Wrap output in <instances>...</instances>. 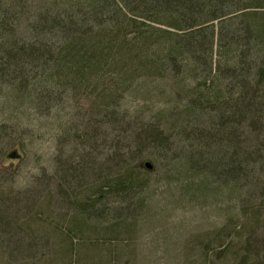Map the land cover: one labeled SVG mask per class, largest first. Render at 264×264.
I'll return each mask as SVG.
<instances>
[{"label":"rangeland","instance_id":"374dc122","mask_svg":"<svg viewBox=\"0 0 264 264\" xmlns=\"http://www.w3.org/2000/svg\"><path fill=\"white\" fill-rule=\"evenodd\" d=\"M16 1L14 14L18 12L27 19L32 15L56 16L61 6L70 7L83 0ZM103 3L113 6L101 16L103 23L92 22L87 30L118 31L129 40L138 34L151 33L143 25L141 10L135 13L122 0ZM57 7L59 11L55 10ZM258 13L264 17V9ZM18 24L13 30L23 46L30 36L28 22ZM215 43L213 64L216 69L218 39ZM51 44L56 48L66 45L63 41ZM258 59L259 55L253 52L250 61L263 62ZM114 69L106 68L102 73L104 78L99 80L102 86L98 82L100 86L89 88L87 92L77 93L65 85L54 88L52 97L33 92L31 87L19 100L8 95V89L0 93V126H5L7 135L6 140L0 138V197H9L8 201L21 204L23 211L15 220L24 232L20 234L22 242L13 239L11 233H0V264H253L242 242L259 240L252 244V249L264 254V234L260 226L264 221L255 227L246 216L252 209L260 210L258 216L264 218V194L256 189L258 180L264 181V164L256 166L252 161H245L256 146L255 134L235 126L223 128L220 133L226 139L243 135L241 140L245 143L239 146L241 154L231 155L238 150V146L232 144L225 155L228 161L243 160L246 172L241 182L248 180L253 192L243 187L241 196L231 194L219 190L215 181L211 182L216 194L192 192L188 188L192 182L188 173L193 167H188L186 160L204 150L194 142L196 139L191 141L189 149L187 140L174 137V133L183 131L185 138L192 133L191 138L197 137L195 132L201 129L211 146V141L219 140L214 135L219 120L209 114L205 119H194L188 124L189 117L184 115L186 104L177 99V94L175 97L172 89L177 82H183L187 95L198 82L188 73L176 79L166 76L165 79L122 80ZM62 84L65 83L59 85ZM239 103L234 104L233 110ZM160 134L168 139L167 149L162 153L169 159L167 164L160 160L154 143ZM74 135H77V149L79 147L77 171L99 169L97 174L86 175L77 186L78 209L89 198L82 197L81 193L86 191L90 195L101 184L108 180L114 182L116 176L128 170L148 183L136 198L128 197L125 204L117 197H110L107 213L101 219L94 221L84 217L80 237L75 234L80 213L69 205L76 200L60 204L52 181L53 171L59 167L57 157L61 152L68 155L66 151L71 150ZM7 149L11 151L4 156ZM210 151L211 148L206 154ZM147 162L153 166L151 169L145 167ZM204 179L209 180L202 175L195 184ZM30 196L34 199L27 205ZM2 210L5 209L1 208L0 213ZM243 229L248 233L243 239L233 237ZM227 242L230 247L238 248L228 260L219 249Z\"/></svg>","mask_w":264,"mask_h":264},{"label":"trees","instance_id":"16d2710c","mask_svg":"<svg viewBox=\"0 0 264 264\" xmlns=\"http://www.w3.org/2000/svg\"><path fill=\"white\" fill-rule=\"evenodd\" d=\"M15 1L0 0V93L8 89V95L19 100L28 94L31 87L33 92L52 97L54 88H63L65 85L77 93L82 90L87 92L89 88L100 86L98 82L102 86L99 80L104 78L102 73L110 66L115 68L122 80H146L150 77L165 79L166 76L176 79L188 73L198 82V86L195 84L194 90L187 95L183 82H177L172 89L175 97L177 94L176 98L186 104L184 115L189 117L186 122L191 124L194 119H205L209 114L219 120L218 130L214 134L219 140L211 141V146L201 129L195 132L197 137L191 138L189 136L192 133L186 138L183 131L174 133V137L180 136L187 140L189 149L191 141L196 139L194 142H198L204 150L196 151L190 160H186L187 166L193 167L188 173L192 181L189 190L204 195L216 194L211 182L215 181L219 184V190L230 191L231 194L241 196L243 187H249L253 192L248 180L241 182L246 172L243 160L228 161L225 155L232 144L238 146V150L231 155L238 157L241 154L239 146L245 143L241 140L243 135L240 133L233 139H226L220 133L223 128L231 126L250 130L255 134L256 146L252 154L246 155L245 161H252L256 166L264 164V137H261L264 134V17L258 13V10L264 9V0H122L135 13L136 10L142 11L145 20L143 25L151 31L148 35H135L130 40L118 31L95 33L87 30L86 27L92 22L103 23L101 16L113 6L103 2L110 0H83L70 7L60 5L61 11L56 16L32 15L27 19L18 12L14 14L13 10L17 7ZM21 8L19 11L23 12ZM55 10L59 11V8ZM24 21L28 22L27 34L30 36L28 42L21 46L13 28L19 27L18 23ZM147 22L160 28L150 26ZM53 41H63L66 45L56 48L51 44ZM253 52L255 56L259 55V62H263H251ZM201 69H204L203 73H200ZM237 101L240 105L233 110ZM5 132V126H0L2 140L7 139ZM161 135L154 143L160 152V160L167 164L169 159L162 153L167 149L168 139ZM71 142V150L66 151L68 155L61 152L57 157L59 167L53 171L55 175L52 181L56 185L55 198L60 204L67 205L71 199L76 200L69 205L80 213L75 230V234L80 237L83 234L84 217L94 221L101 219L107 213V200L110 197H117L125 204L128 197L136 198L148 183L128 170L116 176L114 182L108 180L101 184L90 195L86 191L81 193L82 197L89 198L78 209L77 186L86 175L97 174L99 169L92 165L93 168L77 171V135L73 136ZM209 148L212 151L206 154ZM8 150L4 156L11 151ZM220 153L223 156L220 157ZM202 175L208 176L209 180L204 179L195 184ZM256 189L264 194V181L258 180ZM30 198L27 205L33 202L34 196ZM9 199L0 197V209H5L0 213V233H11L13 239L22 242L20 234L24 235V232L15 218L23 210L20 203ZM260 212L250 209L246 213L255 227L264 221L262 216H258ZM260 226L264 234V223ZM27 228L31 231L30 226ZM246 234L243 229L233 237L243 239ZM258 241L244 240L242 247H246L253 264H264V254L252 249V244ZM15 243L18 244L17 241ZM219 249L228 260L238 248L230 247L227 242Z\"/></svg>","mask_w":264,"mask_h":264},{"label":"water","instance_id":"95a60500","mask_svg":"<svg viewBox=\"0 0 264 264\" xmlns=\"http://www.w3.org/2000/svg\"><path fill=\"white\" fill-rule=\"evenodd\" d=\"M145 167H146L147 169H151V168H152V166H151V164H150L149 162L145 163Z\"/></svg>","mask_w":264,"mask_h":264}]
</instances>
